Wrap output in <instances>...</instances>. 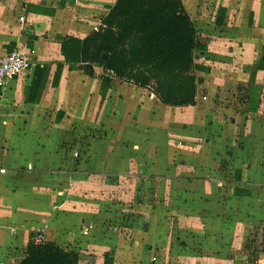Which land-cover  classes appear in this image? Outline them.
Listing matches in <instances>:
<instances>
[{
	"label": "crops",
	"instance_id": "obj_1",
	"mask_svg": "<svg viewBox=\"0 0 264 264\" xmlns=\"http://www.w3.org/2000/svg\"><path fill=\"white\" fill-rule=\"evenodd\" d=\"M199 1L183 0L196 28ZM115 2L0 0V57L19 47L32 63L0 87V260L19 264L42 230L45 241L79 252V264H104L107 254L113 264H186L194 253L185 240L191 235L179 239L184 228L205 236L212 262L248 264L252 257L264 264L263 107L246 110L253 122L238 120V136L230 135L234 124L213 89L223 80L208 76L212 68L202 72L194 105L164 104L151 89L116 78L102 94V68L93 76L71 68L61 44L98 29ZM199 12L200 19L208 12L209 33L222 34L245 12V31L264 30V0H208ZM37 64L49 74L32 102ZM188 208L195 215L181 221Z\"/></svg>",
	"mask_w": 264,
	"mask_h": 264
},
{
	"label": "trees",
	"instance_id": "obj_2",
	"mask_svg": "<svg viewBox=\"0 0 264 264\" xmlns=\"http://www.w3.org/2000/svg\"><path fill=\"white\" fill-rule=\"evenodd\" d=\"M39 10L54 13L44 7ZM205 46L183 0H116L98 29L85 38L63 37L61 51L71 68L82 66L91 76L95 67L102 68V94L107 81L116 78L151 89L164 104L184 106L196 104L198 88L204 81L200 73L210 70L195 56ZM62 68L58 64L53 84H57ZM258 70H264V54L254 67L245 96L247 110L251 112H257L261 103L263 88L255 79ZM48 74V66L36 65L28 101L40 100ZM79 262L76 250L53 241L36 244L31 239L26 257L19 264ZM104 264H113L108 254Z\"/></svg>",
	"mask_w": 264,
	"mask_h": 264
},
{
	"label": "rangeland",
	"instance_id": "obj_3",
	"mask_svg": "<svg viewBox=\"0 0 264 264\" xmlns=\"http://www.w3.org/2000/svg\"><path fill=\"white\" fill-rule=\"evenodd\" d=\"M208 0H200L199 1V8H204L205 3H207ZM192 13L194 15V20L197 26L198 31V37L202 43H208V50L198 49L195 52L196 60L199 63L209 65L210 68L213 69V73L211 72L208 74V76H211L213 80L216 81H222V84H214L213 89L218 92V101L222 104V108L225 107L226 111L228 112L227 116L229 117V123L232 122L234 126L229 129V134L234 136H238V130L236 128L237 121H242L248 123V120L250 123L253 122L255 116H247L246 110H247V101L245 96L247 95V89L249 86V80L251 79V74L254 71V67L257 64L254 63V58L257 59L258 57L262 56L264 54V30L261 28H257L255 31H245L243 26L246 24V21L248 19V12H245V15L241 16L238 24L235 25L233 19L229 20L228 28L223 29L222 34L218 33H209L208 32V12L206 13V16H204L203 19H200L198 16V12H195V7ZM205 11V10H204ZM202 12V11H201ZM199 12V13H201ZM202 14V13H201ZM199 14V15H201ZM264 13H261L262 17H259V20H261V23L259 24L261 27H264ZM207 27V28H206ZM244 29V31H242ZM215 34V35H214ZM210 45V46H209ZM258 45V48H254V46ZM204 50V51H202ZM258 51V52H257ZM208 66V67H209ZM202 75V72L200 73ZM256 82L262 86L263 90L261 92V103L260 107H263V117H264V70H258L256 72ZM208 80L211 81V78L208 77ZM220 93V96H219ZM225 112V111H224ZM223 112L222 117L225 115ZM221 117V115H220ZM256 118H259L258 116ZM198 163H202L200 160H198ZM196 187H202L204 188V185L200 182L195 185ZM148 198L147 200H152L151 195H146ZM200 194H198L197 197H199ZM203 196L208 197V192L204 193ZM104 206L106 203H103ZM192 204V203H191ZM196 209L188 208L183 209L179 214L183 215V217L180 219L184 220V217L186 216H194ZM134 213V212H133ZM180 218L178 215L176 216V222L177 219ZM197 219V218H196ZM200 221L199 219H197ZM204 221V220H203ZM175 222V223H176ZM208 225V224H207ZM121 226V225H120ZM104 227V226H103ZM124 227V225H123ZM120 227V228H123ZM181 232L180 238L182 239L185 235H191V237L185 238L187 241V246L189 250H191L194 253V256H192L194 259H189V262H185L186 264H191L195 262L196 264H227V262L222 263L219 259L217 261H211L208 260L209 251H208V241H203L205 236H201L198 232L192 230L191 234H189V230H186L184 228L180 229ZM121 234L128 233L126 229H123V231L120 232ZM182 234V235H181ZM127 235V234H124ZM250 237V236H249ZM175 240V237H174ZM203 241V242H202ZM90 244L89 242L86 243V245ZM173 242H168L167 247H173L175 245H172ZM183 242H181V245ZM245 248L250 252L253 248V244L251 241L245 243ZM100 247L102 244L99 245ZM256 246V245H255ZM100 247L96 248L99 249ZM105 247V249H107ZM257 248V247H256ZM92 249V245L90 247ZM93 255V254H92ZM151 259V258H150ZM150 259L145 260L146 263L150 261ZM113 262L114 259L112 258ZM119 264L121 262L120 259H116ZM115 260V261H116ZM161 261V259H159ZM247 260V259H246ZM181 261H187L186 258H181ZM248 264H257L258 262H254L253 258L250 257L249 260H247ZM125 264H137V259L130 258V260L125 261ZM122 263V264H124ZM144 263V262H143ZM165 263L170 264H177L179 263L178 260H175L173 262L166 261Z\"/></svg>",
	"mask_w": 264,
	"mask_h": 264
},
{
	"label": "built area",
	"instance_id": "obj_4",
	"mask_svg": "<svg viewBox=\"0 0 264 264\" xmlns=\"http://www.w3.org/2000/svg\"><path fill=\"white\" fill-rule=\"evenodd\" d=\"M24 15L20 16V20H24ZM32 65L28 53L22 48H12L5 55L0 57V87H5L10 80L28 70ZM32 241L36 244L45 241L42 230H38L32 235ZM0 264H4L0 260Z\"/></svg>",
	"mask_w": 264,
	"mask_h": 264
},
{
	"label": "water",
	"instance_id": "obj_5",
	"mask_svg": "<svg viewBox=\"0 0 264 264\" xmlns=\"http://www.w3.org/2000/svg\"><path fill=\"white\" fill-rule=\"evenodd\" d=\"M107 55L105 54L104 57H106Z\"/></svg>",
	"mask_w": 264,
	"mask_h": 264
}]
</instances>
